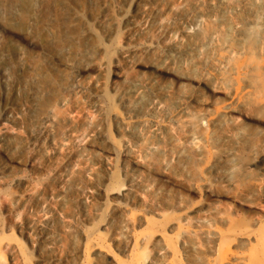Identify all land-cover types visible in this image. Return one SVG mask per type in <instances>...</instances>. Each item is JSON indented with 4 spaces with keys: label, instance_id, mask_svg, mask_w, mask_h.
I'll list each match as a JSON object with an SVG mask.
<instances>
[{
    "label": "rangeland",
    "instance_id": "374dc122",
    "mask_svg": "<svg viewBox=\"0 0 264 264\" xmlns=\"http://www.w3.org/2000/svg\"><path fill=\"white\" fill-rule=\"evenodd\" d=\"M127 2L65 0L62 5L76 30L89 26L93 33L74 43L85 55L74 58L73 68L49 65L58 74L55 88L71 77L79 86L76 93H65L71 108L65 112L67 131L58 150L29 136L27 124H0V133L15 134L18 143L10 152L11 162L0 161L7 164L0 173V264H112L111 254L118 264H264V113L251 107L241 111L238 106L245 96L251 103L264 102V40L261 52L250 59L240 52L224 60V47H213L207 56L196 58L188 40L178 44L180 29L190 27L195 15L201 16V23L209 19L214 0H145L154 8L146 15L129 11ZM233 2L238 12L230 18L225 16L227 8L217 9L230 43L247 18L242 2ZM169 55L185 59L188 68L182 70L185 78L179 81V91L165 97L164 104L176 111L180 104L193 108L195 100L202 101L206 117L201 128L208 140L201 143V156L186 176L175 171V188L152 184L126 213V236L160 230L163 249L157 253V246L137 245L126 251L127 238L113 236L112 224L103 225L108 206L118 200L112 189L133 171L119 157L101 162V150L118 139L108 112L120 110L116 90L140 87L147 97L152 88L169 81L154 70H162ZM248 59L258 67L252 75L244 68ZM210 80L215 81L214 90L205 87ZM94 127L104 136L92 132ZM238 128L245 136L243 144L235 142ZM233 146L239 147V154L227 182L222 178L226 162L219 156ZM69 168L74 175L67 174ZM13 177L23 179V185L12 184ZM147 179L146 173L139 175L140 181ZM62 191L65 214L51 202ZM39 198L68 226L69 237L54 249L47 248L30 222L36 218L34 204ZM138 214L145 215L148 224L139 223ZM182 230L188 235L178 241ZM92 242L108 255L95 251L85 257L82 251Z\"/></svg>",
    "mask_w": 264,
    "mask_h": 264
},
{
    "label": "bare ground",
    "instance_id": "6f19581e",
    "mask_svg": "<svg viewBox=\"0 0 264 264\" xmlns=\"http://www.w3.org/2000/svg\"><path fill=\"white\" fill-rule=\"evenodd\" d=\"M64 1L0 2V124H27L29 136L39 138L52 150H58L63 145L67 131L65 112L71 106L67 104L65 93H76L79 86L75 77H71L66 84L55 88L58 74L49 65L55 63L64 68H73L74 58L85 55V51L74 46V43L79 41L78 37L93 33L89 26L80 31L73 27V17L66 19L64 6L62 7ZM127 1L129 11L142 15L154 11L153 5H147L145 0ZM239 1L247 11V18L246 24L237 29L235 42H228L223 35L221 29L224 21L218 17L217 9L227 8L225 16L230 18L237 14L238 7L233 0H214L209 19L206 18L201 23V16L192 17L191 26L180 29L182 38L178 39V44L182 39L188 40L192 55L196 58L207 56L213 47L226 48L224 60L234 53L244 52L250 59L255 53L261 52L264 40V0ZM73 16L76 17L77 14L73 13ZM69 42L73 44H68ZM49 49L52 52L48 53ZM61 55L68 58H62ZM249 59L244 68L252 75L257 72L258 67ZM163 67L162 70H158V67L154 70L160 72L161 76L170 78L169 81L152 88L147 97L143 96L140 87L116 90L115 98L120 110L107 111L118 139L111 141L109 149L101 150L104 154L101 162L106 163L110 156L119 157L123 164H130L133 171L127 173L126 179L112 189L111 193L118 200L108 206L107 220L103 225L112 224L113 236L127 238L124 241L126 251H132L137 245L157 246V253L163 249L161 241L164 234L160 230L126 236L129 222L126 213L130 212V205L139 193L146 192L152 184L162 189L175 188V171L186 176L201 156V143L208 140L201 128L206 117L202 101L195 100L196 107L193 108L180 104L176 111H170L164 104L165 97L179 91V81L185 78L182 70L188 68L187 61L169 55ZM104 84L105 82H101L100 87ZM205 87L214 90L215 81L206 82ZM40 101H43L42 105ZM238 106L241 111L251 107L257 113H264V102L251 103L248 96L243 97ZM96 130L94 127L92 132L104 136V131ZM16 139L17 136L9 131L0 133V161L11 162L10 152L18 146ZM244 139L243 132L238 128L235 142L243 144ZM92 145L93 142L89 141L88 146ZM238 154L239 147L233 146L219 156L226 162L222 178L227 182L236 167L234 158ZM3 165L0 162V173L7 164ZM141 173H146L148 179L140 181ZM67 174L74 175V169L69 168ZM10 182L22 186L24 180L13 177ZM206 187L204 185V189ZM51 202L59 212L65 214L67 201L63 191L54 195ZM34 207L36 218L30 222L34 229L41 232L47 248L54 249L62 245L69 237L68 226L50 212L44 199H37ZM90 209L96 211L94 207ZM137 219L141 224L149 222L143 214H138ZM187 235L188 231L182 230L177 235V240ZM211 235L216 236L215 233ZM98 247L97 243L92 242L87 250L82 251L83 255L88 257L95 251L108 255L106 249H97ZM190 248L193 249L192 244ZM110 256L112 264H118L116 257L113 254Z\"/></svg>",
    "mask_w": 264,
    "mask_h": 264
}]
</instances>
